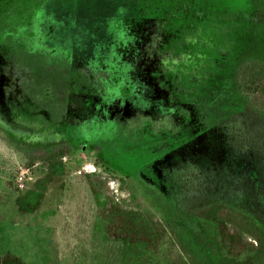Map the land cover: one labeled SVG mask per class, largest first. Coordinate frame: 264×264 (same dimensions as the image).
Here are the masks:
<instances>
[{"label": "rangeland", "instance_id": "1", "mask_svg": "<svg viewBox=\"0 0 264 264\" xmlns=\"http://www.w3.org/2000/svg\"><path fill=\"white\" fill-rule=\"evenodd\" d=\"M83 1L89 13L75 0H0V254L123 264L92 180L164 221L161 264H264L228 255L195 215L227 203L264 226V122L236 79L242 63H264V0H149L136 18ZM53 18L72 39L48 31Z\"/></svg>", "mask_w": 264, "mask_h": 264}, {"label": "trees", "instance_id": "2", "mask_svg": "<svg viewBox=\"0 0 264 264\" xmlns=\"http://www.w3.org/2000/svg\"><path fill=\"white\" fill-rule=\"evenodd\" d=\"M82 2L84 1L75 0L74 3L77 6L81 5V9L89 13L90 9L87 10L86 4ZM148 2L149 0H105L102 8L105 12L112 10L118 16H124L127 14L125 7L128 8L126 9L128 12L135 13L133 17L136 18L144 15L145 9H149ZM117 3H125V5L115 6ZM101 12L103 11H99ZM92 14L96 16L94 12ZM83 15L85 18L94 19L89 15ZM98 16H96L97 22L93 23L94 27L102 23L98 20ZM45 25H48V31L51 28L61 29L62 32L59 34L65 33L66 39L73 38L72 32L68 29L64 30L55 18L52 22L45 19ZM236 76L237 83L245 93L247 111L257 116L259 121L256 124L260 126L261 122H264V63H242ZM105 168L108 169L107 166ZM102 177L106 179L105 184L108 185L111 178L107 179L101 175L100 178ZM90 187L96 200V217L103 223L107 238L124 242L126 245L123 264H161L168 242H171V234L164 221L149 209L130 208L113 195H103L92 180ZM195 215L216 224L220 245L228 255L240 257L251 253L258 257L264 254V226L244 210L227 203H212L198 209ZM0 264L28 263L17 254L7 251L0 254Z\"/></svg>", "mask_w": 264, "mask_h": 264}, {"label": "built area", "instance_id": "3", "mask_svg": "<svg viewBox=\"0 0 264 264\" xmlns=\"http://www.w3.org/2000/svg\"><path fill=\"white\" fill-rule=\"evenodd\" d=\"M26 172H21L17 178V182L20 187H23L25 184Z\"/></svg>", "mask_w": 264, "mask_h": 264}]
</instances>
